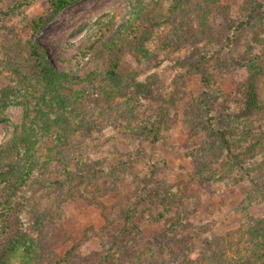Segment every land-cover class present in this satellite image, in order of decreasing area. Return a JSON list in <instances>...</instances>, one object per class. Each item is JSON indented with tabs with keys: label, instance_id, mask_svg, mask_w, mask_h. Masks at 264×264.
<instances>
[{
	"label": "rangeland",
	"instance_id": "374dc122",
	"mask_svg": "<svg viewBox=\"0 0 264 264\" xmlns=\"http://www.w3.org/2000/svg\"><path fill=\"white\" fill-rule=\"evenodd\" d=\"M19 1L0 0V8H11L0 28L2 163L18 167L9 149L29 146L30 154L53 166L48 177L60 185L31 187L22 195L32 205L26 243L33 238L47 246L30 259L20 248L11 264H169L175 248L185 252L192 244L195 257L205 238L264 212V171L251 172L253 184L220 138L202 127H208L207 108L230 104L246 79L252 104L264 107V74L235 64L264 49V0H207L205 11L198 4L205 0H83L56 13L35 35L28 22L45 16L47 2L18 7ZM250 12V23L228 30L230 20L236 25ZM135 13L156 23L143 39L147 53L130 52L121 60L129 86L106 103L82 106L77 92L100 83L107 44ZM29 40L43 52L50 77L28 73ZM27 79L40 83L31 86ZM234 117L229 138L237 159L249 161L263 150L252 164L261 166L264 126L247 138L245 130L262 123L264 112ZM56 119L69 124L70 140L76 127L90 132L59 164L52 159L56 131L38 138L42 122ZM143 124L154 136L137 134ZM240 139L246 140L238 148ZM85 164L94 175L75 176ZM40 215V224L32 225Z\"/></svg>",
	"mask_w": 264,
	"mask_h": 264
},
{
	"label": "trees",
	"instance_id": "16d2710c",
	"mask_svg": "<svg viewBox=\"0 0 264 264\" xmlns=\"http://www.w3.org/2000/svg\"><path fill=\"white\" fill-rule=\"evenodd\" d=\"M80 1L83 0H46L47 11L45 12V16L37 15L28 22L32 35L38 33L56 13ZM176 1V4L181 3V0ZM209 1L215 2L216 0ZM25 3L28 4L29 1L22 0L16 5L21 7L25 5ZM198 4L203 7L202 11H205L204 4L208 6L207 0ZM9 10H11L10 7L0 8V15L2 14V16H0V28L4 26L1 22L4 19V15H6ZM251 15L250 12L245 20H238L236 25L234 20H232V22L230 20L228 30L235 31L238 25L250 23L251 21L248 17ZM133 17V21L129 22L126 27L120 30V32L109 41V44H107V48H109L108 66L101 77L100 83L94 85L91 88L92 90L84 89L77 92V99L82 103V106L96 107L101 103H106L107 99H115L117 96H121L125 88L129 86V71L122 67L121 60L125 54H129L130 52H137L142 55L147 53L143 48V39L148 37L150 28L156 23L152 20L147 22L148 18H139L137 13H135ZM203 25L206 26L207 24ZM226 39L228 40V38ZM262 44L264 47V40H262ZM28 45L31 56V62L27 65L28 70H30L28 73L33 74L35 77H39L40 74H43L45 77L46 75L50 77L51 75L49 72H51V69L48 68V62L43 52H41V49H38L37 43L29 40ZM262 56H264V49L260 50L259 53L246 57V59L242 58L235 60V64L238 67H243L248 74L252 72L264 74V60ZM28 73H25V75ZM27 80L31 86L40 83V80H36L31 84V79ZM48 82H50L49 79H47V83ZM240 85L242 86L240 88L238 87V94L234 95V99L230 104H225L216 110L207 108L208 114L206 115L205 123L208 127L204 126V124L202 127L209 128L211 135H216L217 138H220L225 151L231 155V158L238 162V171L246 173L248 179L252 181L253 184H257L255 175L251 172H254L258 168L260 171H264V160L261 162V166L257 165L255 167L252 164L255 163L257 157L263 155V150L255 151L251 155V159L253 160L250 159L249 161L240 162L235 155L236 151L233 150L235 145L229 138V129L231 125L228 121L234 119L235 115L262 113L264 112V107L252 104L250 79H246L240 83ZM77 109V111L81 110V108ZM30 110L26 108V118ZM66 125L69 124H64L60 119L52 120L51 122L43 121L39 130V139L46 137L43 136V134L50 133L52 130L56 131L54 143L55 152L52 157L56 164L63 161L70 153L72 154L76 149L75 143H80V137H87L90 133L88 131L82 132L80 131L81 129L78 130L76 127L72 130L74 134L70 140L67 136L70 127ZM262 125L264 126V117H262V123L258 121L256 125H252L249 129L245 130V137L247 138L251 135L255 136L256 132L260 129L259 127ZM79 127L81 128V126ZM83 127L86 128V126H82V128ZM252 127H254V130H252ZM138 128L140 132H137V134L148 131L154 136L151 126L143 124V126H139ZM242 132H244V130H242ZM245 140L246 139L239 140L238 148L245 143ZM9 150H13L15 153L18 167L13 166V164L2 163V157L5 151H0V177L5 178L6 189L8 190L6 193H0V207L1 210L3 209L0 212V264H11L13 257L20 248L23 249L24 256L28 259H30L32 255H36L37 257V253L45 251L47 245H45L43 241L32 238L26 243L29 233L25 229L28 218L27 210H31L32 205L29 201L25 200L22 195L29 193L31 187L46 186L50 183L59 184L58 179L50 180L48 177L53 166H50L47 161H39L36 156L30 154L29 146L25 147L23 145H18ZM250 165L252 167L248 170ZM85 174H89V176L94 175L93 170L88 164L81 166L77 173L75 172V176H83ZM115 187L117 186L115 185ZM155 194L160 197L157 189H155ZM261 199L264 202V195H262ZM33 213L36 212L33 211ZM43 217V215H40L39 218H31L30 222L32 225L40 224L41 218ZM176 234L178 235V233ZM162 237L168 238L166 234L164 236L162 235ZM175 249L178 252H172L171 257L173 259L169 261V264H264V212L257 217L248 216L247 221L238 228L228 229V231L224 232L222 235L214 236L213 238H205L201 242V250L196 253L197 255L195 257L191 256V251L195 249L192 244L185 248V252L178 247ZM180 252L187 254L183 253L181 255L179 254ZM26 263L29 262L27 260L22 262V264Z\"/></svg>",
	"mask_w": 264,
	"mask_h": 264
}]
</instances>
